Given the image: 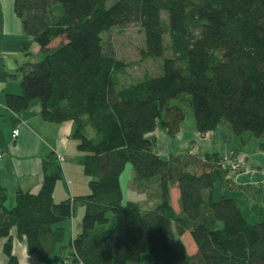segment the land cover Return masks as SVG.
<instances>
[{"label": "trees", "instance_id": "16d2710c", "mask_svg": "<svg viewBox=\"0 0 264 264\" xmlns=\"http://www.w3.org/2000/svg\"><path fill=\"white\" fill-rule=\"evenodd\" d=\"M108 1H14L24 34L45 57L21 68L23 93L7 96V105L22 112L39 100L46 122L74 125L89 193L55 202L64 178V160L55 154L44 162L40 190H19L13 208L0 187L7 264H20L12 250L15 231L38 264H58L65 238L58 225L79 208L83 228L68 256L83 264H141L145 255L149 264H264V212L251 224L235 199L213 197L216 186L233 183L223 158L162 157L150 137L158 126L177 135L187 110L202 136L224 121L236 135H264V0H118L111 7ZM131 25L145 36L140 61H160V71L125 83L121 77L136 64L119 59L105 37ZM128 165L140 190L156 186L154 207L124 200ZM110 214L116 226L97 232ZM188 232L196 246L191 255L175 246Z\"/></svg>", "mask_w": 264, "mask_h": 264}, {"label": "crops", "instance_id": "0c3cea01", "mask_svg": "<svg viewBox=\"0 0 264 264\" xmlns=\"http://www.w3.org/2000/svg\"><path fill=\"white\" fill-rule=\"evenodd\" d=\"M14 1L0 0V187L9 193L6 204L9 209L15 206L16 193L19 190L33 193L40 190L43 183V165L52 154L64 157V178L56 185L55 202L89 193V178L77 161L81 154L78 143L73 138L74 125L71 122H46L41 115L42 104L39 100L33 101L22 112H13L7 105V96H21L23 93L21 68L26 64L36 63L34 57L42 54L33 38L24 34L21 20L14 13ZM43 56L42 54L40 57ZM187 111L186 119L177 135L170 136L162 126H158L150 135L156 140L158 154L166 158L184 154H218L226 158L234 151L236 154L248 156L250 172L233 177V183L227 187L216 186L213 197L215 198L218 187L223 189V193L226 190L235 193L233 199L239 203L244 217L249 223L255 224L252 223L253 220L258 221L259 215L264 212V135H236L231 125L224 121L214 132L202 136L197 130L193 113ZM16 128H19L20 135L13 141L12 135ZM123 177L124 174L121 177L124 200L142 204L145 198L140 193L143 191L138 193L131 187L133 175L127 190L123 187ZM179 198V190L173 189L172 203L177 212L180 211ZM244 206L249 215L245 213ZM82 209L77 210L74 218L58 225L65 230V234H69V242L82 231ZM69 242L65 243L64 240L58 246L56 255L63 259L71 254L73 250L68 247ZM6 243V240H0V264H7L4 254ZM12 250L20 264H38L36 256L28 252L26 240L18 238L16 231L13 232Z\"/></svg>", "mask_w": 264, "mask_h": 264}, {"label": "rangeland", "instance_id": "374dc122", "mask_svg": "<svg viewBox=\"0 0 264 264\" xmlns=\"http://www.w3.org/2000/svg\"><path fill=\"white\" fill-rule=\"evenodd\" d=\"M118 0H109L108 1V7H111L112 5L115 4V2ZM162 16L164 18V20L167 21L168 19V15L166 12L162 13ZM106 40L111 44L112 48L116 51L117 57L119 59L125 60L128 63H135L136 65L132 66L131 69L124 74L121 78L125 83H130L133 80H140L143 79L145 76L147 75H156L159 73L160 71V61H148V62H141L140 61V50L142 47L145 46V36L143 34V32H141L140 28L137 25H131L127 28H123V29H113L112 32H110L106 37ZM168 42V38L166 39ZM42 56V54H39L37 56L34 57V61L40 62L44 59L45 56ZM188 113L190 112V110L187 111ZM192 113V112H191ZM233 153L232 156H238L239 158H242L243 160L239 163V170H237L238 172L233 173L232 171L229 172V175L233 178V177H237L238 175H240V173L243 172H250L249 170V158L248 156H245L243 154H236V152L232 151L230 152V154L226 157L223 158V160L225 161L226 159L228 161H230V155ZM226 162V161H225ZM223 162V163H225ZM124 174V179H123V187L125 190H127V185L130 184L131 182V178L133 175V169L131 165H128ZM135 191H137L138 193H140V191H143L140 194H143L145 201L142 202L143 205H145V207H150L151 205H153L152 207H154V200H151V198H154V192L156 189V186H153L152 188H147V191L144 190H140V188H138L136 185L132 184L131 186ZM152 195V197H150ZM235 193H232L228 190L224 191L223 193V189L218 187L217 191L215 192V200L218 201L220 199L224 198H233L235 197ZM148 198V199H147ZM155 203V202H154ZM177 203V201H176ZM175 204V203H174ZM176 206V204H175ZM80 209V208H79ZM178 209V208H177ZM84 210V208L82 209ZM244 210L245 213H247V215H249L248 209L244 206ZM84 214L82 216V220H83ZM249 217V216H248ZM110 218V223L108 225L105 226H97V232H104V231H108L113 229L116 226V217L113 214L109 215ZM254 222L252 223H256L257 220H253ZM65 243L69 242V234H65ZM176 249L179 252H183L187 255H191L196 251V246L195 243L191 237V234L188 232L186 233L184 236L182 237H178L175 243ZM152 261V257L149 255H145L141 261V264H149Z\"/></svg>", "mask_w": 264, "mask_h": 264}, {"label": "built area", "instance_id": "2783aa9c", "mask_svg": "<svg viewBox=\"0 0 264 264\" xmlns=\"http://www.w3.org/2000/svg\"><path fill=\"white\" fill-rule=\"evenodd\" d=\"M20 135V130L19 128L14 129L13 131V135H12V139L13 141H16L19 138ZM208 135V134H207ZM205 135V136H207ZM233 153L230 155V161H228L227 159L222 162V166L225 170H227L228 172H233L236 173L238 172L237 170H239L240 166L239 163L243 160L242 158H239L238 156H232ZM60 160H64V158L62 156H59ZM58 264H83L77 257L73 258L70 256H66L65 258H63L62 260H60V262Z\"/></svg>", "mask_w": 264, "mask_h": 264}]
</instances>
